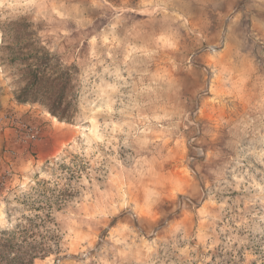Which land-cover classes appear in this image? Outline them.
<instances>
[{"label":"rangeland","instance_id":"374dc122","mask_svg":"<svg viewBox=\"0 0 264 264\" xmlns=\"http://www.w3.org/2000/svg\"><path fill=\"white\" fill-rule=\"evenodd\" d=\"M21 17L80 69L72 123L14 99ZM14 233L33 264H264V0H0Z\"/></svg>","mask_w":264,"mask_h":264},{"label":"trees","instance_id":"16d2710c","mask_svg":"<svg viewBox=\"0 0 264 264\" xmlns=\"http://www.w3.org/2000/svg\"><path fill=\"white\" fill-rule=\"evenodd\" d=\"M40 29L25 17L2 24V61L14 66V74L22 82L14 99L18 104H39L60 122L72 123L79 110L80 69L51 52L41 39ZM15 235L4 238L0 234V264H33L36 258H44L47 251L36 249H19L10 258Z\"/></svg>","mask_w":264,"mask_h":264},{"label":"bare ground","instance_id":"6f19581e","mask_svg":"<svg viewBox=\"0 0 264 264\" xmlns=\"http://www.w3.org/2000/svg\"><path fill=\"white\" fill-rule=\"evenodd\" d=\"M52 119H53L56 123H63V122H59V121L57 120V118L54 117V116H52ZM63 124H64V123H63Z\"/></svg>","mask_w":264,"mask_h":264}]
</instances>
